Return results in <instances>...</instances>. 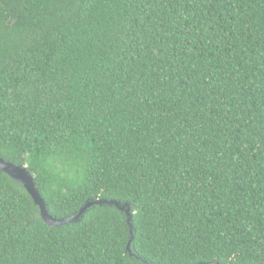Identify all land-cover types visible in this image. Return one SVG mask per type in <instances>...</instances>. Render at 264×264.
I'll return each instance as SVG.
<instances>
[{"label": "trees", "instance_id": "1", "mask_svg": "<svg viewBox=\"0 0 264 264\" xmlns=\"http://www.w3.org/2000/svg\"><path fill=\"white\" fill-rule=\"evenodd\" d=\"M0 157L134 234L0 173V264H264V0H0Z\"/></svg>", "mask_w": 264, "mask_h": 264}, {"label": "water", "instance_id": "2", "mask_svg": "<svg viewBox=\"0 0 264 264\" xmlns=\"http://www.w3.org/2000/svg\"><path fill=\"white\" fill-rule=\"evenodd\" d=\"M0 173H5L15 182L24 186L28 194L32 197L34 203L39 207L43 221L51 227H60L69 223H74L92 207L95 206H111L116 207L118 210L126 214L128 226L130 228V242L127 247L131 251L130 246L134 239L133 234V213L132 207L129 204H122L117 200L96 199L89 201L86 205L75 215L66 219H57L51 216L47 210V205L43 200L40 190L37 187L35 176L28 170L27 166H18L13 163L5 161L0 157Z\"/></svg>", "mask_w": 264, "mask_h": 264}, {"label": "clouds", "instance_id": "3", "mask_svg": "<svg viewBox=\"0 0 264 264\" xmlns=\"http://www.w3.org/2000/svg\"><path fill=\"white\" fill-rule=\"evenodd\" d=\"M24 156L30 162L33 160V154L30 151L24 153ZM41 162L46 165L47 171L55 181L63 182L66 187H76L85 181L83 166L59 154L56 148H52L41 156ZM53 187L55 188L56 184H53Z\"/></svg>", "mask_w": 264, "mask_h": 264}]
</instances>
